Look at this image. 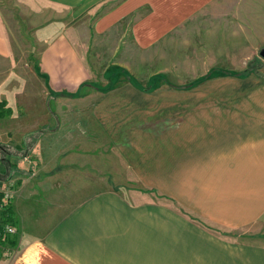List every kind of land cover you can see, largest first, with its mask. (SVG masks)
<instances>
[{
	"label": "crops",
	"instance_id": "obj_1",
	"mask_svg": "<svg viewBox=\"0 0 264 264\" xmlns=\"http://www.w3.org/2000/svg\"><path fill=\"white\" fill-rule=\"evenodd\" d=\"M39 1L60 11L56 26L38 31L41 94L26 93V79L14 95L0 89V100L24 109L9 116L20 125L0 142V184L13 182L6 209L18 228L9 244L18 251L0 244V264H264V76L144 84L120 65L111 81H97L83 34L69 26L96 12L103 34L131 16L127 38L149 50L185 23L223 21L225 0ZM13 63L0 11V88ZM80 88L86 94L73 95ZM67 100L102 124L103 156L95 126L84 140L58 134Z\"/></svg>",
	"mask_w": 264,
	"mask_h": 264
},
{
	"label": "rangeland",
	"instance_id": "obj_2",
	"mask_svg": "<svg viewBox=\"0 0 264 264\" xmlns=\"http://www.w3.org/2000/svg\"><path fill=\"white\" fill-rule=\"evenodd\" d=\"M103 9L106 11L107 8ZM219 9L226 12L223 21L185 23L184 26L180 25L176 33L168 35L156 47L149 50L137 48L131 44L129 37L127 38L128 30L132 26L131 16L119 20L103 34H97L95 31V19L98 17L96 12L86 15L69 26L71 31L80 30L83 34V47L86 53L84 57L91 67L96 68L94 80L97 81L107 82L106 79L111 81L110 77L115 78V74L123 70L120 69V65L129 69L130 78L134 77L144 84L149 78L158 79L160 83L168 81L190 84L202 76L217 73L218 67L235 69L232 72L238 74L250 73L264 76V58L260 55L264 47V0H225L224 5ZM0 11L16 70L1 86L0 89H3L1 92L4 91L7 95L12 93L15 87L23 85L20 80L26 79L29 82L28 86L22 89H25L26 93L33 91V93L41 94L43 85L35 73V67L38 66L44 41L39 38L38 31L49 25L54 26L52 19H57L59 15L56 13L59 14L60 11L39 0H0ZM105 11L103 10L101 14L103 15ZM233 14L234 16H231ZM72 18L78 19L75 14H72L69 20ZM47 20L51 22L47 23ZM98 85L88 88L95 90L101 87ZM79 103L81 100H67L62 105L63 109L69 110V113L63 117L65 126L58 132L60 136L64 133L67 137L79 134L84 140L89 137L90 130H94L93 118L83 115L79 107L82 105ZM49 105L50 109H53L51 102ZM8 106L12 107L13 113L19 111L18 117L23 115L22 106L20 110L13 103ZM14 124L20 125L9 116L0 119V142L7 140L8 129ZM99 127H102V124L97 121L94 144L100 149L99 155L103 156L102 152H107L104 149L109 146L102 141ZM71 130L73 133H69ZM44 146L40 148L44 149ZM41 152L52 153L47 150ZM17 153L22 155L23 152L17 150ZM2 156L0 151V170L4 168L1 164L4 162H2ZM84 161L89 162V159ZM92 162L91 159L89 163L92 164ZM104 163L102 157L99 158L98 164L103 166ZM85 170L88 173V169L85 168ZM96 187L86 188L85 191H91ZM122 190L127 195H131V192H127L124 188ZM248 232L223 231L224 234L240 239L251 237L247 234ZM3 247L9 250L11 256L18 251L16 248H11L9 243L4 244Z\"/></svg>",
	"mask_w": 264,
	"mask_h": 264
},
{
	"label": "trees",
	"instance_id": "obj_3",
	"mask_svg": "<svg viewBox=\"0 0 264 264\" xmlns=\"http://www.w3.org/2000/svg\"><path fill=\"white\" fill-rule=\"evenodd\" d=\"M225 74H234V75H245V74H250V73H245V74H238V73H236V72H232V71H230V73L229 72H227L226 70H223V69H218L217 70V73H214V74H208V75H205V76H202V77H200L199 79H197V80H195V82H192V83H190L189 84V86H187V87H192L193 85H196V84H199V83H201V82H203V81H205V80H207V79H210V78H214V77H217V76H219V75H225ZM84 92L83 91H81V88H80V90L79 91H77V93L76 94H73V95H81V94H83ZM12 109H11V107L10 106H8V104H7V101H5V100H0V119H2V118H5V117H7V116H11L12 115ZM7 211H9L8 209H5L4 210V214H7ZM6 216H8V217H5L6 219V221H11V222H13L12 221V216L11 215H6ZM6 243H9V244H11V245H14L15 243H16V238H15V236H5V237H0V244H2V245H4V244H6ZM0 254H1V248H0Z\"/></svg>",
	"mask_w": 264,
	"mask_h": 264
},
{
	"label": "built area",
	"instance_id": "obj_4",
	"mask_svg": "<svg viewBox=\"0 0 264 264\" xmlns=\"http://www.w3.org/2000/svg\"><path fill=\"white\" fill-rule=\"evenodd\" d=\"M23 160L29 161L27 156L22 157ZM15 196L13 182L7 184H0V212L4 211L8 204ZM18 233L17 226L10 221H3L0 223V237L15 236Z\"/></svg>",
	"mask_w": 264,
	"mask_h": 264
},
{
	"label": "water",
	"instance_id": "obj_5",
	"mask_svg": "<svg viewBox=\"0 0 264 264\" xmlns=\"http://www.w3.org/2000/svg\"><path fill=\"white\" fill-rule=\"evenodd\" d=\"M260 55L264 58V47H263L262 50L260 51Z\"/></svg>",
	"mask_w": 264,
	"mask_h": 264
}]
</instances>
